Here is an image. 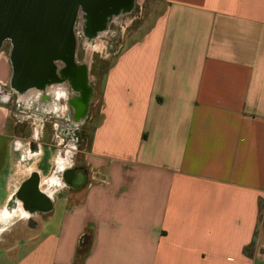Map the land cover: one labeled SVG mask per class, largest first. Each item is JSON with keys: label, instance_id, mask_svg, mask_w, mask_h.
I'll return each instance as SVG.
<instances>
[{"label": "crops", "instance_id": "1", "mask_svg": "<svg viewBox=\"0 0 264 264\" xmlns=\"http://www.w3.org/2000/svg\"><path fill=\"white\" fill-rule=\"evenodd\" d=\"M155 1L89 92L78 156L10 128L0 52V264H262L264 0ZM34 174V211L5 215Z\"/></svg>", "mask_w": 264, "mask_h": 264}, {"label": "flooded vegetation", "instance_id": "2", "mask_svg": "<svg viewBox=\"0 0 264 264\" xmlns=\"http://www.w3.org/2000/svg\"><path fill=\"white\" fill-rule=\"evenodd\" d=\"M134 5V0H130L129 6L133 7ZM120 12L106 16H103L104 13L101 11H98L95 15L86 14L85 30L89 32V34L93 33L101 28L102 20H104L105 31L109 32L113 22L126 16L128 17L131 13V9L127 14L124 13L123 10L121 13ZM108 17L113 18L107 21ZM71 37L72 41H67L63 48H61V56L57 60L49 61L46 57H38L33 65L32 74L29 77L21 74L18 80L20 85L28 84L37 89L40 86L44 88L45 86L46 88L52 87V84H59L61 80L65 78L68 84H66L64 91L61 93H63V96L67 99L66 101L69 109H66L64 113H61L60 109H10V119L12 124L21 125L23 130L30 129V134H23L24 136L19 131L18 137L30 143L31 146L45 140L50 142L53 146L60 142L59 153L61 155L71 153L78 156L81 153V144H83L85 140V119L89 111V109H87V102L90 88L87 82L86 66L80 62H76L74 59L75 42L73 27ZM3 47H5L6 52H9L11 61L12 48L10 44L7 45L3 43L0 48L2 49ZM11 64L14 71L15 67L12 61ZM58 71H60L59 75ZM55 87H59V85H55ZM14 88L19 93H23L19 89L20 87ZM74 88L80 92V96L77 98L70 96L68 93V90H73ZM18 107L20 108L19 104ZM36 184V175H31L20 186L15 195V197L23 203L24 209L28 212H33L34 207L38 204V198L35 193Z\"/></svg>", "mask_w": 264, "mask_h": 264}, {"label": "water", "instance_id": "3", "mask_svg": "<svg viewBox=\"0 0 264 264\" xmlns=\"http://www.w3.org/2000/svg\"><path fill=\"white\" fill-rule=\"evenodd\" d=\"M130 0H0V47L12 48L13 86H19L21 74L29 77L38 57L57 60L61 48L71 40L78 15L103 16L127 10ZM104 27L102 20L101 28ZM25 87H30L26 85Z\"/></svg>", "mask_w": 264, "mask_h": 264}, {"label": "rangeland", "instance_id": "4", "mask_svg": "<svg viewBox=\"0 0 264 264\" xmlns=\"http://www.w3.org/2000/svg\"><path fill=\"white\" fill-rule=\"evenodd\" d=\"M134 2L135 5L133 7H129L127 9L128 11L123 10L124 13L127 14L131 9L129 16L113 22L109 32L105 31L104 26L89 34V32L85 30L86 19L82 15H78L75 19V24L73 26L75 42L74 59L76 62H80L86 66L87 82L91 92H93L94 89L100 90L101 81L109 64L111 63V60L117 56L118 52L133 36L142 32L144 27L150 22L151 17H153L158 10V3L155 0H134ZM111 18L108 17L107 21ZM4 43L9 45V42L7 41ZM1 51L5 52L7 56L5 47L2 49L0 48V52ZM59 74L60 71H58V75ZM66 84H68V81L63 78L61 83L55 84L59 85V87H55V85L52 84V87L47 88L46 86L45 88L40 86L36 89L30 86L23 91L22 88L20 90L23 93H19L17 91L20 96L18 97V104L20 105V108L18 106L16 107V104L14 103L13 109H51V105L48 104L45 106L41 102L42 95H46V91L51 89V93L55 91L56 94L60 96L59 101H61L64 97L61 92L64 91ZM68 93L70 96L76 98L80 96V92L75 88L73 90H68ZM57 104L63 106L62 101L60 103H54V105ZM10 128H14L17 136L19 131L22 135H27L31 132L30 129L23 130V127L19 124H10ZM44 153L45 157L40 165V169L43 172L46 171V158L50 154L46 147L44 148ZM254 254L256 255V259L261 260L262 264H264V227L262 237L254 249Z\"/></svg>", "mask_w": 264, "mask_h": 264}, {"label": "bare ground", "instance_id": "5", "mask_svg": "<svg viewBox=\"0 0 264 264\" xmlns=\"http://www.w3.org/2000/svg\"><path fill=\"white\" fill-rule=\"evenodd\" d=\"M26 85H27V84H26ZM14 87H15V86H14ZM16 87H20L19 89H22V88H23L22 91L25 90L26 88H28V87H25V84H23V85H19V86H16ZM18 207H19V201H18V199H17L14 195H12V196L10 197V199H9L8 206H7L6 210H5V215H11V214H13L15 211H17V210H19L20 213H21L23 216H26L27 214H29V213H27L26 210H24V209H22V208H19V209H18Z\"/></svg>", "mask_w": 264, "mask_h": 264}]
</instances>
